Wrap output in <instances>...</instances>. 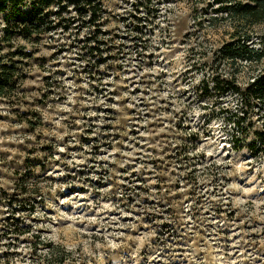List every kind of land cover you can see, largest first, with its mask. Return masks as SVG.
Wrapping results in <instances>:
<instances>
[{
    "label": "rangeland",
    "instance_id": "obj_1",
    "mask_svg": "<svg viewBox=\"0 0 264 264\" xmlns=\"http://www.w3.org/2000/svg\"><path fill=\"white\" fill-rule=\"evenodd\" d=\"M222 4L103 0L99 25L0 45L29 53L0 93V264H264L263 121L202 63L245 27Z\"/></svg>",
    "mask_w": 264,
    "mask_h": 264
},
{
    "label": "trees",
    "instance_id": "obj_2",
    "mask_svg": "<svg viewBox=\"0 0 264 264\" xmlns=\"http://www.w3.org/2000/svg\"><path fill=\"white\" fill-rule=\"evenodd\" d=\"M217 1L223 3L221 9L227 15L236 18L240 23L242 21L245 27H240V31H234L231 40L209 51L210 56L202 63L212 72L209 79L213 83L212 89L217 90L218 93L231 92L238 96L240 110L236 115L239 125L248 120L247 126H249L251 124L249 121L260 113L263 121L262 128L257 133L260 136V145L256 146V139L253 145L259 151H264V37L261 38L259 47L251 45V31L246 30L255 23L264 22V0ZM26 2L27 0H0V12H10L14 15V19L8 16L3 34L0 36V45L4 42L11 45V42L18 38L38 42L44 34L54 28L61 27L67 30L73 22H76L78 32L80 26L99 25L102 13L105 11L103 0H34L31 9L23 10L22 6ZM72 10L75 11V15L69 14ZM215 19H217L216 16L210 18V20ZM97 29L99 28L92 30L94 36L91 34L89 39L97 38ZM108 40L103 39L98 42L105 43ZM100 43L91 50L95 48V51H100ZM24 48V45H19L7 54H0L1 94L13 95L11 93L17 90L19 62L21 63L22 59L29 56ZM215 62L224 64L225 67H218L214 64ZM246 69L249 71L247 72L248 78L242 80L241 77ZM204 86L203 90L209 94V85ZM242 131H244V126H242ZM28 205L32 207V204ZM16 219H20V216ZM61 260L62 258L57 264H62Z\"/></svg>",
    "mask_w": 264,
    "mask_h": 264
}]
</instances>
